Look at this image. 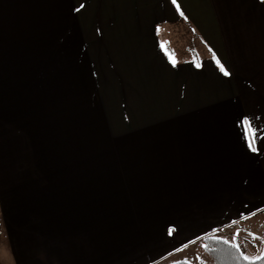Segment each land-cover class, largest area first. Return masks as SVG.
Here are the masks:
<instances>
[{
    "label": "crops",
    "instance_id": "0c3cea01",
    "mask_svg": "<svg viewBox=\"0 0 264 264\" xmlns=\"http://www.w3.org/2000/svg\"><path fill=\"white\" fill-rule=\"evenodd\" d=\"M180 28L181 53L166 41ZM243 41L264 57V0H0L10 264H207L203 238L249 230L264 98L240 74Z\"/></svg>",
    "mask_w": 264,
    "mask_h": 264
},
{
    "label": "rangeland",
    "instance_id": "374dc122",
    "mask_svg": "<svg viewBox=\"0 0 264 264\" xmlns=\"http://www.w3.org/2000/svg\"><path fill=\"white\" fill-rule=\"evenodd\" d=\"M188 37H189L188 33L183 31L182 28H180V30L174 29V30H171V32H169V35L166 41L170 44V46H172L174 50H176L177 48L180 50L179 52L181 53V52H184V46L187 44L189 40ZM249 44H250V41L240 42V52H241L240 53V74L243 73L245 77L249 78L250 86L253 85L252 82H254V80L256 79L259 83L262 82L263 91H261L260 89L259 90L262 95L261 97L264 98V57L257 58V56L255 55H248L245 52L243 53V51H247V49L250 48V46H248ZM254 66L257 68H255V70L251 73V70L253 69ZM256 89H252V91H255L258 93V89L257 90ZM0 179H2L1 176H0ZM0 222H1V217H0ZM238 230H239V236H237L236 239L233 240V236L235 233H237ZM263 230H264V215L256 219L251 224V228L249 230H245V231L241 230L243 233H241L240 229H237V226H235L234 228L233 227L225 228L223 231H221L220 234L213 235V236L221 238V239H228L231 243H238L239 248L240 247L241 249L248 248L251 250V252H253L252 254L254 255H256L259 252L261 256L262 255V239H254L252 235H249V233H253L255 234L256 237L261 238ZM4 242H5V247L2 250V253H3L2 255H5L4 264H10V259H9V256L7 255L9 253L8 246H7V240H6V237H4V232H2L1 230L0 246ZM192 255H196V253H192ZM199 256L200 258L204 259L203 256L201 255ZM166 261L170 262L172 260L171 258H168Z\"/></svg>",
    "mask_w": 264,
    "mask_h": 264
},
{
    "label": "trees",
    "instance_id": "16d2710c",
    "mask_svg": "<svg viewBox=\"0 0 264 264\" xmlns=\"http://www.w3.org/2000/svg\"><path fill=\"white\" fill-rule=\"evenodd\" d=\"M1 233V225H0ZM262 239V257H264V230L261 235ZM223 239L207 236L203 238L199 245L197 246V252L199 255L203 256L207 264H264V259L256 260L255 258H250L249 261H244L241 253L246 255L240 248H233L230 244H224ZM202 245H207V248ZM186 262V264H192L187 261H177ZM177 262L169 264H177Z\"/></svg>",
    "mask_w": 264,
    "mask_h": 264
},
{
    "label": "snow or ice",
    "instance_id": "6c2138e0",
    "mask_svg": "<svg viewBox=\"0 0 264 264\" xmlns=\"http://www.w3.org/2000/svg\"><path fill=\"white\" fill-rule=\"evenodd\" d=\"M172 3H176V0H172ZM179 10V9H178ZM181 15H183V13H181ZM217 63L219 64V61H217ZM220 71L224 73V75H229V72L223 67L221 66L220 67ZM242 124L246 125L247 126V129L248 130H251L252 131V135L251 136H246V142H247V146L249 147V149L253 152L257 151V148H256V141L259 139V137L256 136L255 134V128H254V125L251 123V121H249L248 118H243V120L241 121ZM251 215H255V213H251L249 214V216ZM241 218H247L244 216V214L242 213L241 214ZM233 224L236 223V221H233L232 222ZM215 231H219V229H215ZM249 235H252L254 239H261L260 237H256L255 234L253 233H249ZM239 236V230L237 231V233L234 234L233 236V240L236 239V237ZM222 242L224 244H230V241L228 239H223ZM203 247L207 248V245H202ZM231 247L233 248H239V244L238 243H231L230 244ZM242 257H243V260L244 261H249L250 260V257H248L247 255H244L243 253H241ZM256 260H260V259H264V257L262 256H257L255 258ZM177 264H186V262H177Z\"/></svg>",
    "mask_w": 264,
    "mask_h": 264
}]
</instances>
